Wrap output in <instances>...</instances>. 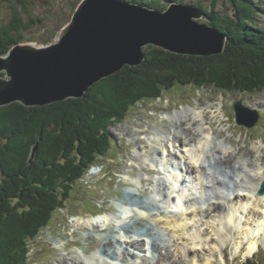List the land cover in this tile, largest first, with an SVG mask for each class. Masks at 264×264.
I'll use <instances>...</instances> for the list:
<instances>
[{
	"label": "rangeland",
	"instance_id": "374dc122",
	"mask_svg": "<svg viewBox=\"0 0 264 264\" xmlns=\"http://www.w3.org/2000/svg\"><path fill=\"white\" fill-rule=\"evenodd\" d=\"M80 1L81 0H0V27L8 25L16 15L22 22V38L19 44L32 43L38 47H44L50 44L59 31L70 22ZM126 1L131 2V0ZM144 1L152 3L154 5L153 9L160 12H164V10H166L172 3H181L186 6H194L197 9L200 4L203 7L200 11L203 13V10H214L215 13L224 15H233L236 13L229 0H140L137 4L142 5ZM252 4L256 8V14L253 18L252 24L254 27L264 30V0H252ZM197 21L207 25V20L205 18ZM148 47L156 48L151 45L145 47L143 49L145 54ZM220 55L221 54L213 56ZM180 56L202 57L188 55ZM152 76L153 75H150V78ZM148 83H150V81ZM110 84H112V82L108 85ZM141 86L142 85L139 83L137 86L138 89L141 88ZM89 91L86 94H88ZM133 92L134 90H130L129 93ZM161 94V99H143L139 101L140 103L129 107L125 115H123L119 121H114L106 128V138L111 141L110 146H108V150L103 156L98 157L97 160L95 159L96 162L94 161L96 165L103 164L104 168H92L89 174L87 173L84 179L78 182V185L74 186V189L69 193L67 200L64 202L63 208H59L52 212L49 223L44 229L42 228L40 230L38 234L39 237L37 236L36 239L32 240L28 244V264H63L66 259L65 264H74V262H78L76 259H73L76 256H78L84 264V260L86 261L87 258L89 259L94 257L95 252L99 251V249H106L109 250V253L111 252L114 254V252H120V248L123 249L122 263H126L128 261L127 257L130 255L129 260H132L126 264H134L132 261L135 259L133 257L136 255L147 256L151 254L148 241L146 240V243L141 242L138 238H136V233L139 231H146L150 232L154 236H160L161 229L158 228L159 226L157 224L151 225L148 222V219L144 217H138L140 219L137 220L138 218L136 219V216H132L133 218L127 220L128 215L123 216V219L122 221H119V224L128 221L122 225L130 223V232L124 233L123 231L126 236L124 234L120 237L116 235V237L121 240L123 245L119 241L118 244H115V249L114 247H106V244L112 239H110V237H115L114 231L118 230V228L112 225L113 223H109V225L106 223L110 221L114 222L115 220L118 221V216L121 214L117 212L115 206L121 205V203H130L131 200L128 198L132 196L134 197V201L144 208L146 207L151 209L149 205L155 209H158L156 207L160 205L163 206V195H158L156 188L160 187L158 189L161 191V189H163V185H166V187H164V191L171 190V184L173 183L170 180L171 174L166 172V166H168L167 163H169L170 160L173 164L185 162V158L183 160L182 157L183 154L186 155V150L194 148L195 145H200L201 143L205 144V142L207 143V145H204L203 147V149L206 147L204 149L205 158L207 157L208 160H211L213 153L218 154L217 150L219 149L215 147L218 145L216 138L219 134L227 139L233 147L238 148L240 153H245L248 160V166L253 165L257 159L264 158V91L260 93L248 94L231 90L230 92L227 91L226 93H223L222 91L214 89L199 90L193 86L185 87L175 83L172 87L165 89ZM81 99L83 98L74 100ZM119 99L122 98L120 97ZM69 100L71 101L72 99ZM237 102H241L243 106H246V108L256 109L259 113H261L262 119L260 124L258 123L259 125L257 124L251 129L238 125L235 121L233 109L234 104ZM45 107L46 106H43L44 111L46 109ZM190 108L191 110L205 108L204 117L206 119V124L204 127H212L213 130H211L214 133L212 132L213 134L209 135L208 131L202 130L201 136L203 138L201 139V136L197 131L186 129L182 135L185 138L189 136L191 145L184 148L181 143H178V145L176 144L171 148L170 157H166L167 153L165 154V152L161 149V146L166 144L167 139L170 138L169 132H173L177 127H179V130L185 129L184 126H179L177 120H170V116L175 115L177 113L176 111H178V113L181 112L179 115V122H182V124L185 125L186 120L184 119L190 120L192 118L191 114H186V111ZM210 109H215L217 113L212 112L213 110ZM57 111L58 109L49 108L44 112V114L51 113L55 115ZM210 123L212 124L210 125ZM154 133L158 135L160 133L166 134V136H162V138L158 141L150 142V137ZM190 135L193 137L190 138ZM256 145L261 146L262 148V152L258 156L254 155L252 152L253 147ZM209 151H211V155H209ZM198 153L202 154V151H198ZM220 156L222 159V155ZM151 158L153 160L163 158V162H166L163 166L165 169L164 174L156 173L154 175H149L147 171L151 173L150 170L152 169H140L141 166H145L142 165L143 163L148 161L152 162L153 160ZM205 158L203 161L204 164L206 163ZM224 161L228 160L224 159ZM184 167L187 168V163ZM207 174H211V171L208 170ZM186 176H188L193 184L192 189H195L194 186L200 189L199 182L194 179L192 175L186 174ZM158 180H161V182H157ZM141 181L144 183L142 182L143 184H140ZM230 186L232 187L233 184ZM236 190L240 194L246 193V191H243L244 189L240 186H238ZM153 199L155 201H153ZM240 203L245 206L244 208L247 207L246 211H243L242 209L244 212L243 220L245 218L246 220L251 218V216L248 217L250 211L254 213L257 212L256 197H253L251 200H247L246 202L240 201ZM242 204H239V206ZM104 211H109L110 213L102 214ZM98 213H101L102 215L94 218L93 215ZM255 224L258 227L260 223H258V225L257 223ZM241 225L227 226V223L225 222V226L223 227L224 229L222 228L221 233V236L225 235L223 237L225 244L222 248V252L223 250L225 251L223 258L220 256L223 253H220L219 255H195V257L188 254L189 257H185L184 255L180 256L177 252H173L170 255L169 263L245 264L247 260H250L252 263L259 259L260 263L264 264V247H258L259 250L257 249L258 251H256L251 257H245V254L248 252L247 247L249 242L247 243V240H244L242 242L243 245L241 243L236 244V242H234L235 240L240 241L238 239L240 238L238 232L243 228ZM108 226H110V230ZM256 226L254 228H256ZM146 227H151L154 232L144 229ZM3 228L4 231H2V227H0L1 232L6 233L7 231L9 234L11 233L10 230L12 225L9 226V230L7 228L5 229V227ZM87 229L91 230L92 235L88 236ZM224 231L225 233L226 231L228 232L225 234ZM245 232L247 233V231H243L244 235ZM260 232L258 234L256 233L255 237L260 240L263 239L264 241V235H260ZM247 236H244V239ZM132 237L137 240L130 241ZM0 238L2 241L4 240L3 237L0 236ZM250 239L252 240V238ZM126 240L130 242L140 241V244L142 245L139 246V248L134 246L132 247V245ZM2 241H0V246ZM124 241H126V243H124ZM225 245L227 246L225 247ZM238 245L242 246L240 247ZM236 247H239V250ZM2 248L4 247L2 246ZM141 248L142 250H137ZM146 249L149 250L148 254H144ZM82 252H87L88 255L86 256ZM1 254L2 252L0 250V255ZM107 256L108 255L106 253L103 254L101 258H108ZM93 263L95 264V262H90V264ZM96 263L100 264V261H96ZM104 264L106 263L104 262ZM116 264L121 263L116 261Z\"/></svg>",
	"mask_w": 264,
	"mask_h": 264
},
{
	"label": "trees",
	"instance_id": "16d2710c",
	"mask_svg": "<svg viewBox=\"0 0 264 264\" xmlns=\"http://www.w3.org/2000/svg\"><path fill=\"white\" fill-rule=\"evenodd\" d=\"M229 1L233 15L203 10L207 24L227 38L220 56L185 57L148 47L143 65L125 67L81 100L45 107L58 109L55 115L18 103L0 108V227L4 231L12 225L9 234L0 229V264H27L28 244L47 226L52 212L63 208L74 186L96 166L95 159L107 152L111 141L106 128L129 107L161 97L175 83L223 93L264 91V30L252 24L256 8L252 0ZM21 26L15 15L0 27V56L20 43Z\"/></svg>",
	"mask_w": 264,
	"mask_h": 264
},
{
	"label": "water",
	"instance_id": "95a60500",
	"mask_svg": "<svg viewBox=\"0 0 264 264\" xmlns=\"http://www.w3.org/2000/svg\"><path fill=\"white\" fill-rule=\"evenodd\" d=\"M202 16L183 4L159 12L121 0H83L50 44H17L0 56V108L12 103L43 107L84 98L100 81L125 67L142 65L143 49L150 45L178 55L222 54L226 36L196 22ZM234 108L238 124L256 125L258 116H246L241 103Z\"/></svg>",
	"mask_w": 264,
	"mask_h": 264
},
{
	"label": "bare ground",
	"instance_id": "6f19581e",
	"mask_svg": "<svg viewBox=\"0 0 264 264\" xmlns=\"http://www.w3.org/2000/svg\"><path fill=\"white\" fill-rule=\"evenodd\" d=\"M180 113L181 112L176 113L175 115H171V116L169 115L170 120H177L179 126L182 125L185 127V129L179 130V127H177L174 129L173 132L169 133L170 138L167 139V143L161 146V149L165 152V154L167 153L166 157H170L171 148L178 143H182L183 147L185 148L189 146L190 141H188L187 138L183 137L182 135L186 129L197 131L200 134V136H201L202 130L208 131L209 135L213 134L210 128L204 127L206 124L205 123L206 119L204 117L203 110H196V109L191 110V108L188 109L186 111V114L188 115L191 114L192 118L190 120L184 119L186 120L185 125L182 124V122H179ZM161 138H162V135L160 134L158 135L154 133L150 137V141L151 142L158 141ZM202 138L203 137L201 136V139ZM216 140L218 141V145L215 148L219 150H217L218 154L213 153L211 160H208L207 157L205 158L204 149L206 147L204 149L203 147L204 145L205 146L207 145L206 142L205 144L201 143L200 145H195L197 146L195 147L196 149H201L202 154H195V151H193V149L191 150L190 148L186 150V155L183 154V157H182L183 160L185 158V162L187 163V168L184 167L186 163H184L185 165H183V168H185L184 170L186 173H190V174L200 173L204 171L205 168H209L213 171L215 170V175L213 176L209 175L211 177H208V186L203 187L204 191H207V194H205L207 195V198L204 201V206L196 207L191 212L187 210L181 215H176L174 219L167 218L165 213L160 212V211L149 216L155 225L157 224L159 227H161L164 230L165 234L163 233L162 235L158 236V238H156L150 232L139 231L136 233L137 236L136 235L135 236L141 242L144 243L145 240H148L151 246L152 253H153L152 259L149 258V263H146L145 260H143L145 256H140V255L135 256L136 260H139L141 264H170L169 263L170 255L173 252H177L180 256L184 255L185 257L186 256L189 257L188 254H190L193 257H195V255L203 256L205 254L206 255H215V254L219 255L220 253H223L222 248L224 247V244H225V241L223 238L225 235L221 236L222 228L225 226V222L227 223V226L242 224L241 226H243V228L242 230L238 232L240 236V238L238 239L240 241L235 240L234 242H236V244L241 243L242 245H243L242 242L244 240H247V243L249 242L248 243L249 245L247 247L248 252L245 254V257H251L257 251L258 247H260L261 245L262 247H264L263 239L260 240L255 237L256 233L258 234L260 231L264 229V196L256 197L257 212L254 213L250 211L249 215L248 214L247 215L248 217L251 216V218L247 220L245 218L244 219L245 221H244L243 211H246L247 207L244 208L245 206L242 203H240V201L242 200L246 202L247 201L246 196H241L239 194L232 193L231 194L232 196L230 197V194H226V190L228 188H224L220 186V185H224L225 179H229V181L235 183L236 174H241L240 177L238 176L236 178L241 179L239 183L243 186H246V191L250 193L247 196L251 194L255 195V192L258 189V186L264 180V169L262 168L264 166V158L257 159V161L253 165L248 166L247 165L248 160H247L245 153H240L238 148L233 147L230 144V142L220 134L216 138ZM252 152L256 156L260 155L262 152L261 146H257V145L254 146ZM220 155H222V159ZM204 158L206 161L205 164L203 163ZM224 159L228 160L224 164H226L227 162H231V163H228L226 166L220 165L219 162L223 163ZM147 163L149 164V166L153 167V163L149 161L146 163H143L142 165H146ZM165 164L166 163H164V165ZM167 164H168V166H166L167 171H170L173 165H175L171 163V160ZM179 165L181 167L182 163H179ZM141 167L147 169V166L146 167L141 166ZM150 171L151 173H154L153 169ZM230 173H232V175ZM170 180L172 182H175L172 176L170 177ZM171 196L172 194L170 195V197ZM128 199L131 201H134L133 196ZM239 204H242V205L239 206ZM161 208H163V206H161ZM148 209L149 208H147L146 210L149 211ZM132 212L133 214H135L136 219L138 217L140 218L145 217L144 214L142 213L136 214L135 211H132ZM140 218H138L137 220H139ZM255 223H257V225L258 223L260 224L257 227ZM107 224L109 225V223ZM255 226L256 228H254ZM130 227H131V224L128 223V224L122 225L120 229L114 231L115 237H110V239L111 238L112 239L107 242L106 247L109 246V247H114L116 249L115 244H118L119 241L121 242V240L117 238L116 235L117 236L120 235L121 232L123 231L124 233L130 232ZM108 228L110 230V226H108ZM244 230L247 231V233L245 232V235L243 234ZM87 233H88V236L92 235L90 229H87ZM244 236H247V237L244 239ZM164 237L165 239H163ZM250 238H252V240ZM140 241H136V242L129 241V244H131L132 247L134 246L136 248H139V246L142 245L140 244ZM124 243H126V241ZM242 245H238V246L241 247ZM236 248L239 250V247H236ZM119 250H120L121 255H123V249L120 248ZM106 253L108 255L107 257L110 259L118 255L117 252H114V254H116L114 255L111 252L110 254L109 250L99 249L100 258L103 254H106ZM73 259L74 260L76 259L80 264H83L81 259L78 256H76ZM66 260L64 261L63 264H65ZM86 260H88L89 262H95V264H98L96 263V261H100V259H98L97 257L89 258V259L87 258ZM78 262H74V264H79ZM100 264H104V260L100 261Z\"/></svg>",
	"mask_w": 264,
	"mask_h": 264
}]
</instances>
